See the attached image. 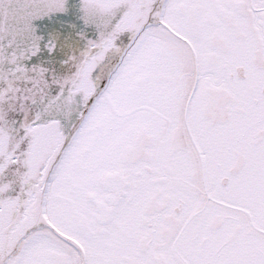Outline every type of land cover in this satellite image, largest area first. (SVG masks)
<instances>
[{
    "label": "snow or ice",
    "instance_id": "6c2138e0",
    "mask_svg": "<svg viewBox=\"0 0 264 264\" xmlns=\"http://www.w3.org/2000/svg\"><path fill=\"white\" fill-rule=\"evenodd\" d=\"M0 264H264V0H0Z\"/></svg>",
    "mask_w": 264,
    "mask_h": 264
}]
</instances>
